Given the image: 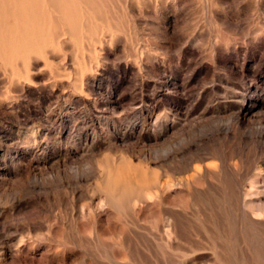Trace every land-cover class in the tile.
Segmentation results:
<instances>
[{"label": "rangeland", "instance_id": "obj_1", "mask_svg": "<svg viewBox=\"0 0 264 264\" xmlns=\"http://www.w3.org/2000/svg\"><path fill=\"white\" fill-rule=\"evenodd\" d=\"M219 126L237 136L264 131V0H0V210L19 223L9 240L0 232V264H13L3 252L20 240L36 247L26 264H51L42 256L76 249L68 228L61 236L53 228L58 219L77 224L67 206L73 189L103 199L98 191L113 167L162 160L169 146ZM196 199L183 205L200 222L187 231L199 249L180 241L163 250V222L126 209L115 232L75 234V263L111 264V243L120 240L133 252L119 264H176L174 253L191 248L211 253L223 208ZM76 206L92 205L80 199ZM242 236L248 254L233 264H264V240Z\"/></svg>", "mask_w": 264, "mask_h": 264}, {"label": "bare ground", "instance_id": "obj_2", "mask_svg": "<svg viewBox=\"0 0 264 264\" xmlns=\"http://www.w3.org/2000/svg\"><path fill=\"white\" fill-rule=\"evenodd\" d=\"M28 35H30V32ZM24 40H25V37H24ZM154 121L155 120H153V122ZM234 121L238 123L239 121L238 115ZM167 132H168V128H165V133ZM158 136H161V133L160 134L158 133L157 135L154 136L155 141L158 140ZM180 144L181 145H179L177 149L173 148L172 146H169L167 150L165 151L164 157L162 158V160H160L161 158L159 159V157L156 158L157 157L156 155L154 160L153 161L151 160L152 162H149V163L142 162L145 164H140V163L132 164L133 162L132 163L130 162V164L128 163L126 166L120 165L119 167L117 166L113 167V169L109 170L106 173V175L103 177L102 179L103 188L102 190L99 189L98 191V193L104 195L103 199L99 198L96 200L95 199L96 193L93 194L94 191L91 192L92 194H89L88 192H83L82 190L77 189V188L73 189L70 195L71 199L67 202L68 203L67 206H69L68 211L70 212L69 215H71L70 218H72L73 216L75 217L77 216L76 219L78 218V220L74 221V222H77V224L75 223L76 224L75 225L69 222L71 221V219L68 221L69 223L65 220L67 224L63 223V219L62 220L60 219L61 220L60 222L62 223H60V225H56L59 219L56 223L51 220L53 224L55 223V225L52 224L53 228L56 229L55 230L56 233L55 232L53 233L57 235H60V234L64 235L65 231L68 228L69 234L68 233H67L68 235L66 234L68 243L69 244H72L73 242L77 243L75 247L76 249H78L80 247L79 243L81 242V240L79 239L80 240L79 241L78 239H76L74 237L75 234L80 235L81 237H84V233L89 229L93 230V232H95V235H98V237H100L99 234H97L98 232L102 234L104 233L109 234L111 233L110 232L111 230L114 231V229L118 227L120 228L119 223H118V218H117L118 213L119 212L122 213L126 209L127 210L134 209V212L135 211L137 212L135 214L137 216L145 214L148 217H151V216L156 217L157 221L154 222L155 226L159 225L161 221L163 222V225L166 228L164 231L165 232L164 234L166 236V244H164L165 248H163L161 245L163 250L168 249L171 251V248H172L171 246L175 242L179 243L180 241L181 243L182 241L183 242L188 241V243L190 244L189 246L195 249L196 248L199 249L200 246L202 245H199L195 241H193V239L187 235V231L189 229L188 227L190 224H192V226H194L197 229L198 223L200 222L195 221V218H193L194 220L191 219L192 213H190L186 209V207H184L183 200L187 198L188 199L200 198V199L205 200L206 202L221 203L220 208L221 207L223 208V212H222V215L220 214L221 215L220 218L217 216L219 218L218 223L220 227V230H219L220 232L218 231L216 237L214 239L212 238L214 240V243H212L213 249L211 253L202 252L204 249L201 251L202 253L201 252L199 253V250L198 251L193 250V248H191L192 250L185 249L186 252L188 250L189 254H187L186 252L185 253H180V252L174 253L175 251L174 250L173 253L175 255L174 258H175L176 264H198L200 261H203V260L213 261L219 264H233L235 263L236 260H241L244 262L245 257L243 256V254H246L248 249L245 245V241H243V238L245 239V236L243 237L242 235L244 233H247L248 235H250V237L248 236L250 239L252 238L251 236L254 235L264 240V131L262 130L258 131L254 136H250V137L245 136V135L237 136V134L235 135L234 132H232V130H230L229 127L219 126L218 128H216L215 131L211 133L210 132L204 133V134L199 133L198 135L191 138L190 142L186 140H182ZM210 159H212V161L214 160L213 162H210L213 165L209 164V162L207 163V161L208 160L210 161ZM107 166H110V165H107ZM74 170L78 176L79 170L77 169H74ZM81 174L82 173H80V175ZM40 177H41V174H40ZM37 182H40V189L43 192H46L47 190H49L47 189V184L45 183L46 181H44L43 178L40 179V181L37 180ZM80 199H83V200L87 199L92 206L90 208H86L85 206H82V207L80 206L79 208L78 206H76V204L78 205V201ZM47 200H48L47 198H45L44 200V203L46 204V206L48 203L50 204V202H48ZM39 203H41V201ZM219 203L217 204L218 206H219ZM209 204L211 203H208V205ZM212 206L213 205L211 204V207ZM214 208L216 209V207ZM10 209L12 213L13 210L15 209L14 205ZM8 211L10 212V210ZM215 211L217 212L218 208ZM213 212H214V209H213ZM41 213L43 214V212ZM203 213H204V210H203ZM9 214L6 210L0 212V232L2 234L4 233L5 235L3 236L8 240L11 237L8 234L6 235V233L17 231L19 227L18 225L19 223H17V225H14L13 222L12 224H9L7 222L6 220L7 217H5V215L8 216ZM35 214H37V211ZM47 214L48 213H46V215ZM86 214L88 215V217L85 221H83V218H86ZM46 215L44 216L45 218H47ZM43 219L40 221L36 219V221H39V223L36 222L38 223L37 227L43 226V223H44ZM213 219L215 220V218ZM201 220L203 219L201 218ZM204 221L205 220H203L202 222ZM207 221L210 222L211 220L209 219ZM201 225L203 226L205 224H201ZM210 227L212 226H209V228ZM216 227H217V224H216ZM32 228L29 227L28 230L31 231ZM33 231H35V229ZM27 233L29 232L27 231ZM210 237L211 236H209V238ZM233 239L234 240L239 239L243 243L242 245L238 247L237 250L233 246L234 242L232 244ZM197 241L199 240L197 239ZM210 241H211V238H210ZM63 243L64 242H62V244ZM123 243L124 242L122 240L116 243L115 242L111 243V247L113 249L112 251H114V253H112V263L111 264H119L118 259L123 258L122 257L123 255H129V256L132 255L131 254L132 248H131L130 243L129 244L126 243L125 245H123ZM157 243H159V240L157 241ZM63 249L64 250L61 252L60 258H54L55 256L50 258L46 255V256H42L41 258L42 262L58 264V262L65 263L67 259L71 260L73 258L74 260L78 257V255L76 254V251L74 253V250H76L75 248L67 249L64 247ZM35 250H36V247H34L32 243L30 242L24 243V240H20L18 244L13 245L12 247H8L3 253L9 255L13 264H26L28 260L33 261ZM159 250L160 252H163L161 251V249ZM84 255H85L84 253L83 254L81 253V256H82L81 258L84 259L85 257L86 258L88 257L87 255L85 256ZM87 261L89 262L88 264H96L94 261L90 262V260L88 259ZM74 263H75V260H74ZM97 264H99V262Z\"/></svg>", "mask_w": 264, "mask_h": 264}]
</instances>
